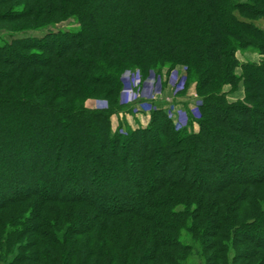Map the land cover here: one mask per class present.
Instances as JSON below:
<instances>
[{"label":"trees","instance_id":"trees-1","mask_svg":"<svg viewBox=\"0 0 264 264\" xmlns=\"http://www.w3.org/2000/svg\"><path fill=\"white\" fill-rule=\"evenodd\" d=\"M259 21L264 0H0V264H264ZM176 67L197 118L142 100L130 124L124 73Z\"/></svg>","mask_w":264,"mask_h":264},{"label":"rangeland","instance_id":"rangeland-1","mask_svg":"<svg viewBox=\"0 0 264 264\" xmlns=\"http://www.w3.org/2000/svg\"><path fill=\"white\" fill-rule=\"evenodd\" d=\"M259 27H261L264 30V21H259L257 23ZM60 26V25H59ZM239 60L242 61H250V62H257L258 57L254 54H243L238 56ZM164 74V73H163ZM181 76L184 77L185 79V84L184 86L182 83H179ZM124 77L127 78L124 81L126 83L130 82V78H135L137 81L132 82V87L134 86V91L132 88L129 90V95L128 96H133L135 92L139 91L140 95L144 99L136 98V99H127L130 100V102L124 103L129 104L132 106L134 111H138L136 116H127V121L130 124H133L132 121L138 122L139 126L145 127L148 120H149V113L152 110L151 106L146 107V108H137L135 105L140 102V101H145L147 104L151 103H157L158 108H163L164 112L167 113L168 115H171L174 120L182 121V126H184L187 121L188 117H181L179 115V111H184V104L187 102V104H191L192 100L194 99L193 95H188V89H186L187 85V74L185 70L183 71V67H176L174 70L169 72L168 74L162 76V75H156L151 72L146 78L142 79L135 73L132 75L130 71H127V73H124ZM129 78V79H128ZM149 83L151 86H149ZM183 87V89H182ZM140 88V89H137ZM184 93V95H183ZM189 96V98H187ZM241 93L237 92L229 97L230 100L238 99L241 98ZM194 101V100H193ZM100 103L95 100H88L85 104L87 108H95L97 107ZM101 105V104H100ZM191 110L190 112V117L193 118L194 116L191 114L193 113L194 109H196L195 105L191 104ZM150 108V109H149ZM137 109V110H136ZM197 118V117H194Z\"/></svg>","mask_w":264,"mask_h":264},{"label":"built area","instance_id":"built-area-1","mask_svg":"<svg viewBox=\"0 0 264 264\" xmlns=\"http://www.w3.org/2000/svg\"><path fill=\"white\" fill-rule=\"evenodd\" d=\"M183 71H184V68H183ZM125 79H127V78L124 77L123 82H125V81H124ZM178 80H180L179 83H182V85L184 86V84H185V79H184V77L181 76V78L178 79ZM149 86H151L150 83H149ZM129 87H130V86H129ZM139 89H140V88H139ZM182 89H183V87H182ZM129 90H130L129 88H124V91H123L124 93H123V96H122V98H123L124 101H126L127 99L132 100V99H136V98L144 99V98L142 97V95H140V93H138L139 91L136 92L133 96H128V95H129ZM193 97H194V99H195V98H196V95H194ZM130 100H127L126 103L130 102ZM191 114H192L194 117H197V116H198V111H197L196 109H194L193 113L191 112ZM179 115H180V113H179ZM169 116L172 117L171 115H169ZM180 116H181V115H180ZM173 121H175L174 123H176V121H178V120H173Z\"/></svg>","mask_w":264,"mask_h":264}]
</instances>
